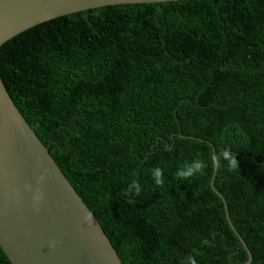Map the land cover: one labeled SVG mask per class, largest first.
I'll list each match as a JSON object with an SVG mask.
<instances>
[{
    "label": "trees",
    "instance_id": "trees-1",
    "mask_svg": "<svg viewBox=\"0 0 264 264\" xmlns=\"http://www.w3.org/2000/svg\"><path fill=\"white\" fill-rule=\"evenodd\" d=\"M0 75L123 264H246L240 237L264 264V0L60 16L5 42ZM226 149L240 168L224 161L214 186L238 234L211 186ZM195 159L203 174L177 178ZM0 264H12L1 247Z\"/></svg>",
    "mask_w": 264,
    "mask_h": 264
},
{
    "label": "water",
    "instance_id": "water-1",
    "mask_svg": "<svg viewBox=\"0 0 264 264\" xmlns=\"http://www.w3.org/2000/svg\"><path fill=\"white\" fill-rule=\"evenodd\" d=\"M168 1L179 0H0V47L60 16L110 5ZM216 170L211 186L224 201L236 232L227 202L214 186ZM86 212L92 213L91 224L84 219ZM240 240L250 264L251 251ZM0 247L12 264H123L93 212L14 103L1 75Z\"/></svg>",
    "mask_w": 264,
    "mask_h": 264
},
{
    "label": "clouds",
    "instance_id": "clouds-1",
    "mask_svg": "<svg viewBox=\"0 0 264 264\" xmlns=\"http://www.w3.org/2000/svg\"><path fill=\"white\" fill-rule=\"evenodd\" d=\"M224 161L227 162V169L229 171L236 170L240 168L239 161L237 159V153H233L230 149H226L221 151L218 155L213 154L210 157L211 166L214 169H221L223 168ZM208 167L207 163H205L203 160L195 159L191 163L185 164L183 167L179 168L176 172V176L179 179L188 180L198 174H203L204 170ZM152 176L154 179V182L156 185H163L164 179H163V169L160 167H155L152 169ZM44 177H39V180H43ZM29 188H31V185H28ZM37 195L35 196V199L39 201L42 197L40 194V190L37 189ZM142 191V187L138 180H133L126 190V193L128 195H139ZM38 210V209H37ZM84 219L87 223L91 224L92 222V213L86 212ZM186 264H198L196 258L192 255H189L186 260Z\"/></svg>",
    "mask_w": 264,
    "mask_h": 264
}]
</instances>
